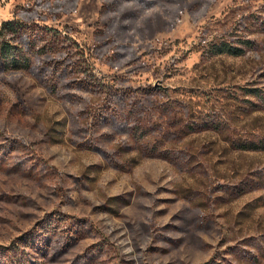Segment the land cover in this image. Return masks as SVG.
<instances>
[{
	"label": "rangeland",
	"instance_id": "1",
	"mask_svg": "<svg viewBox=\"0 0 264 264\" xmlns=\"http://www.w3.org/2000/svg\"><path fill=\"white\" fill-rule=\"evenodd\" d=\"M33 1L0 0L47 27L0 59V264H264V0Z\"/></svg>",
	"mask_w": 264,
	"mask_h": 264
},
{
	"label": "trees",
	"instance_id": "2",
	"mask_svg": "<svg viewBox=\"0 0 264 264\" xmlns=\"http://www.w3.org/2000/svg\"><path fill=\"white\" fill-rule=\"evenodd\" d=\"M58 3H57V2ZM60 0H54L56 4L58 5V8H61L64 12H70L77 6L78 0H67V4L60 3ZM42 0L33 1L30 4H26L24 6H18V12H32L41 10L43 12V15L37 14V17H41L40 20H45V10L46 8H50L52 4V0H44L43 3H41ZM37 19H34L33 17H18L17 20H10L8 22H4L3 25L0 27V59L3 60L4 63L7 62V64H11L13 66H17L18 61L22 60L23 62H26V59L24 58V54L21 51L20 44L27 43V45L30 44V46H36L38 39H36V36L40 32H46L47 27L45 25L37 23ZM35 23V24H34ZM37 41V42H35ZM18 48L20 49L19 51ZM44 49V47H41ZM37 49V47L35 48ZM42 49V50H43ZM221 52H234L233 49L230 47H220ZM21 52V53H18Z\"/></svg>",
	"mask_w": 264,
	"mask_h": 264
}]
</instances>
